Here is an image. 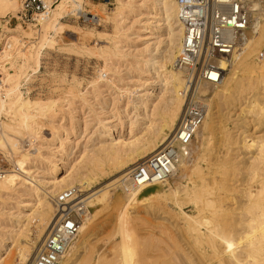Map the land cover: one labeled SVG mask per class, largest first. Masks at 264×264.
<instances>
[{
  "label": "bare ground",
  "instance_id": "obj_1",
  "mask_svg": "<svg viewBox=\"0 0 264 264\" xmlns=\"http://www.w3.org/2000/svg\"><path fill=\"white\" fill-rule=\"evenodd\" d=\"M134 1L115 0V6L107 9L101 2L57 0L45 20L25 28L20 20L17 26L9 27V18L3 19H20L19 0H0V41L5 39L0 52V87L7 92L6 98L0 97V151L12 159L15 167L0 175V264L32 263L59 216L57 197L70 188L85 192L82 196H86L88 213L78 234L68 241L60 264H264V56L259 62L255 60L260 59L258 53L264 48V2L248 0L252 17L247 40L218 61L225 71L224 78L220 85L206 89L210 98L205 119L189 156L180 158L165 181L135 184L130 177L134 166L162 149L176 132L184 105L181 90L185 72L176 64L184 37L177 0H152L153 9H149L155 10L151 14L156 20L144 22L139 32L125 26L129 14L138 11ZM144 1L137 6L143 15L148 9V1ZM88 3L100 7L104 17L95 14L113 23L111 45L102 49L106 57H132L126 66L147 78L142 84L144 93L138 95L136 88L118 93L117 97L127 96V103H110L111 113L108 104L98 102L103 110L100 113H110L114 120L107 124L100 113L93 111L99 125L95 130L99 136L111 137L110 141L102 140L98 148L92 149V155L89 151L81 153L80 160L68 164L70 169L60 177L59 164L69 162H65L69 151L81 143L71 141L77 132L72 136L68 126L55 124L53 129L50 127L52 137L46 138L45 115L54 109L56 100L32 98L21 91V84L23 79L29 81L30 72L39 67L45 48L54 46L65 32L64 18L71 11L93 13L86 8ZM159 19L163 23L156 25ZM147 33L155 40L135 48L134 53L132 36ZM127 45L131 46L126 49ZM110 58L91 80L93 88H98L101 79H107L106 71L114 62ZM148 84H154V90L159 87V92L154 94ZM81 86V80L73 78L68 91L91 106L89 91L81 90ZM226 108L229 110L225 112ZM125 114L130 118L131 134L135 126L142 127L137 133L140 135L128 140L113 137ZM222 116L227 120L224 123ZM80 129L78 134L82 136L84 129ZM117 173L116 178L100 186L102 180ZM46 174L49 180L40 179ZM116 189L122 191L118 197L113 195ZM15 194L34 198L29 212H22L20 206L13 212L3 207L2 203ZM140 201L155 212V217L162 211L163 222L155 224L150 218L143 222L136 217L130 205ZM171 203L175 209L168 208ZM118 208L114 214L118 240L113 247L117 249L108 257L94 244L90 229L105 212H116ZM169 215L176 216V221H171ZM144 228L148 231L142 235Z\"/></svg>",
  "mask_w": 264,
  "mask_h": 264
},
{
  "label": "rangeland",
  "instance_id": "obj_2",
  "mask_svg": "<svg viewBox=\"0 0 264 264\" xmlns=\"http://www.w3.org/2000/svg\"><path fill=\"white\" fill-rule=\"evenodd\" d=\"M143 1L144 0L134 1L136 2V4L134 3V5L136 6V8H138L137 9L138 11H136L134 14L132 13L129 14L128 18L125 21V26L127 28L130 27L131 31L139 32L144 22L148 20L154 23V21L156 20L152 17V14H155V10H151V8L153 9V7H151V5L153 4L152 0L151 1L146 0L148 1V4L146 3V1H144L146 5H148V9L147 11L145 10L146 11L145 15L140 14L141 12L139 7L141 5L140 3H142ZM91 3L90 4L88 3L87 8L93 10V13L97 12V14L104 17V15L101 13V8L100 7L96 8ZM95 3H99V2L96 1ZM99 4L102 7L104 8L106 7L108 9V6L105 5L104 3L101 2ZM114 6L115 5L109 6V8H113ZM93 7L96 8L97 10L95 11ZM149 7L151 8L149 9ZM101 16L99 17L100 19L96 21L95 25L83 23L82 21H78L77 19L72 18V16H68V17L66 16L64 18V21L67 23L65 32L58 37V42L54 46L45 48L40 59L39 67H36L35 70L30 72L29 74L30 76H28L29 81L28 80L26 81L27 86L29 87L28 89L29 95L32 98L41 97L43 99L51 98L53 100L54 99L56 100L54 109L45 115L46 117L45 119L48 121L47 123L51 124L49 126L48 124L46 125V130H45L46 138L50 139L52 137V129L55 127L56 124L60 126L62 125V127L65 128H67L68 126L69 131L72 132V136L77 132V134L75 135H77L78 137L73 136L71 138L72 143L76 141L77 144H79L81 142L79 145L76 146L75 149L69 151L70 157H68L69 159L67 158L65 162L69 161L70 163L67 162L64 164L63 162L61 163L59 162L60 167H62V170L59 173L60 177L65 175V172L66 170H68V168L70 169V167L67 168L68 164H71L69 166H72V164L77 162L78 159L80 160L81 153L89 151L87 153L92 155L91 154L92 149L98 148L101 145L102 140L106 142L110 141L111 137H106L101 135L99 136V134L95 130L97 129V127H99V125H96V121L94 119L95 118L94 112L100 113L102 110L100 109V105H99L101 103L98 104V102L100 101V102H104L105 104H108L107 108L111 113L112 108L109 107L110 103L113 104L114 102H118L117 104L119 105L127 103L126 95H124L123 97H117L118 93H120L121 91H124L126 89L136 88L138 89V93H139L138 95L144 93L142 84L146 80L147 76L137 75L135 69L131 68L132 66L130 67L131 68L130 70L129 67L126 66L128 65L126 61H131V62L133 61L132 57L116 58L113 56H109L111 57L110 61H114L112 62V64L109 65L113 70L108 69L106 71L107 79L106 80L101 79L100 82L99 81L97 82L99 83L97 84L98 88L97 87H96L97 89L93 88L94 85H92L91 80L97 77V70L103 67L104 61H108L106 58L109 59V57H106L107 54L104 53L102 49L108 48L111 45L112 40L110 38L113 36V30H114L113 23L106 21ZM3 19L10 20L9 27H15L19 23V20L16 17L7 16L6 18ZM158 21L159 22H155V24L157 23L156 25H158L159 23H163V20L161 19H159ZM21 23L25 28L28 27V25L23 24V22ZM98 32H102V33L98 34ZM7 34L8 36L12 35V33H7ZM132 37H133L132 46L131 45L129 46H131V50L134 53H136V49L143 48L146 42L152 43L155 40L154 35L151 33H147L146 35H142L141 37H138L137 35H133ZM3 42L4 40L0 41V43ZM129 46L127 45L126 49H128ZM89 49H91V51ZM92 50H94L95 52H93ZM261 59H263V57L260 59H257L255 57V60L257 62H259ZM131 71H133V73ZM73 78L81 80L82 82L81 90L89 91L87 95L88 97L87 99L89 101L91 100L90 101L91 103L93 102L91 105L93 106V108L89 106V104H85L80 97L75 96L73 95V93L68 91V86L72 83ZM109 80H115V82L110 83ZM151 81L153 80L151 79L150 82ZM153 87L154 84L147 85V88H149L150 91H154V94L158 93L160 90L159 87L156 86L155 90L153 89ZM120 88L122 90H119ZM96 90H98V92ZM154 96L155 95H153L152 97ZM208 98H210L209 95ZM227 110H229V108H226L224 111L226 112ZM110 113H106V114L103 112L100 113L102 118H104V122L107 124H109L108 120H114V118L110 117ZM129 119L130 118H127L125 114V116L121 120L123 124L120 125L121 127H118L113 137L119 138L121 136V138H123L124 140L126 139L128 140L130 137H134L138 132L140 133V131L142 130L141 126L138 127L135 126V130L133 131V133L132 134L130 133V125L128 123ZM225 119L226 118L224 116L220 117V120L223 123L227 121ZM114 123L116 124L119 123V120L116 119V122ZM87 124L88 127L86 128ZM252 125L250 124L249 127L251 128ZM81 127H83L84 129V134L82 136L78 134L79 131L81 130L80 129ZM196 144H198V142ZM85 149L87 150L85 151ZM44 152H46V150ZM3 153L0 151V156L3 157V160L6 163L4 169L5 170L6 169L12 170V168L14 169L15 167L12 159L11 158L9 159L8 156H4L5 154ZM34 174L36 176H39L37 172H35ZM117 176L118 173L114 175V177L113 176L106 177L104 180H102V184L100 186H105ZM41 178L49 180L51 177L46 174L44 177H40V179ZM121 192L122 191L120 189H116L115 191H113V195L118 197ZM82 193L85 195V192ZM14 196L15 197L12 196L8 197L5 200V203L4 204L2 203L3 207L6 210L10 209V211L13 212L16 211L18 209L17 207L20 206L19 208H21V210L23 209L22 212H29L30 208L32 207V204L35 202V200H33L34 198H27L24 195H18V197H16L17 196L16 194ZM143 203L140 201L138 204L135 203L134 205H130V207L131 206L132 208L134 207V214L136 215V217L141 218L143 222H148L150 218L155 224H161L164 220L163 218H161V215L164 216L165 214H162V211H160L159 214L157 212L156 217H158L159 215V218L157 219L153 215L155 212L150 211V209H148L147 206L143 205ZM161 203L160 205L164 206L165 203L164 202ZM168 206L170 210L172 208L175 209V205L172 203ZM11 208H13V210ZM146 209H148V211ZM119 210L120 209L118 208V211L116 209V212L115 211L105 212L99 218L98 222L91 225L90 232L91 234H93V238H94L93 242L96 245V247L99 248L100 251H102L101 253L104 256L109 257L111 254L116 252L117 249V248L116 249L113 248L116 245V241L118 240V235L115 236L116 223H115L114 214L116 213L117 215V212H119ZM171 216L169 215L168 218H170L171 221H176L177 219L175 218L176 216L173 215ZM154 217L155 219H153ZM147 231L148 230L146 228H144L143 230L141 229L140 234L142 233V235H145L147 234Z\"/></svg>",
  "mask_w": 264,
  "mask_h": 264
},
{
  "label": "built area",
  "instance_id": "obj_3",
  "mask_svg": "<svg viewBox=\"0 0 264 264\" xmlns=\"http://www.w3.org/2000/svg\"><path fill=\"white\" fill-rule=\"evenodd\" d=\"M113 6L115 0H87ZM57 0H19L20 20L25 25L45 20ZM264 2V0H263ZM179 19L184 26V37L176 64L185 72V84L181 90L184 98L177 129L170 141L157 153L139 162L131 172L135 184L160 182L170 178L181 157H187L196 133L204 122L208 94L206 89L220 85L225 71L218 61L233 54L250 32L252 11L248 0H177ZM87 8V6H86ZM87 11H71L68 16L87 24H96L99 16ZM5 39L0 43L4 50ZM264 56V48L259 58ZM1 60V57H0ZM2 63H0V72ZM1 76V75H0ZM0 84L2 78L0 77ZM4 86L0 87V97L6 98ZM25 79L21 91L28 92ZM29 93V92H28ZM6 166L0 156V175ZM82 191L70 188L56 199L59 216L37 250L31 264H60L68 241L75 237L81 227L88 207Z\"/></svg>",
  "mask_w": 264,
  "mask_h": 264
}]
</instances>
